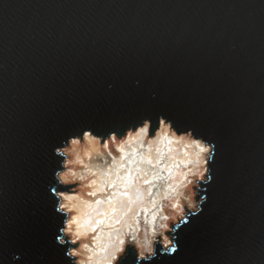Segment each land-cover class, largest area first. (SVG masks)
<instances>
[{"label": "water", "instance_id": "obj_1", "mask_svg": "<svg viewBox=\"0 0 264 264\" xmlns=\"http://www.w3.org/2000/svg\"><path fill=\"white\" fill-rule=\"evenodd\" d=\"M157 115L215 147L202 211L151 264H264V0H0V264H66L61 140Z\"/></svg>", "mask_w": 264, "mask_h": 264}, {"label": "clouds", "instance_id": "obj_2", "mask_svg": "<svg viewBox=\"0 0 264 264\" xmlns=\"http://www.w3.org/2000/svg\"><path fill=\"white\" fill-rule=\"evenodd\" d=\"M214 147L164 115L105 134L84 127L61 140L49 193L66 264H151L171 256L177 229L202 211Z\"/></svg>", "mask_w": 264, "mask_h": 264}]
</instances>
